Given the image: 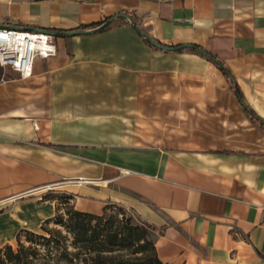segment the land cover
I'll list each match as a JSON object with an SVG mask.
<instances>
[{
  "label": "crops",
  "instance_id": "1",
  "mask_svg": "<svg viewBox=\"0 0 264 264\" xmlns=\"http://www.w3.org/2000/svg\"><path fill=\"white\" fill-rule=\"evenodd\" d=\"M117 12L216 56L264 120V0H0V27L92 28ZM55 38L31 76L0 79V197L51 187L83 211L120 202L155 227L162 261L264 264V127L216 62L156 48L122 17ZM55 213L53 199H17L0 247Z\"/></svg>",
  "mask_w": 264,
  "mask_h": 264
},
{
  "label": "trees",
  "instance_id": "2",
  "mask_svg": "<svg viewBox=\"0 0 264 264\" xmlns=\"http://www.w3.org/2000/svg\"><path fill=\"white\" fill-rule=\"evenodd\" d=\"M128 14L141 24L138 16ZM100 23L93 22L81 27H96ZM197 47L194 44L190 50L199 52ZM216 64L231 82L245 113L264 127V120L246 103L236 83H232L230 71L220 60ZM67 195L65 199L73 202V196ZM43 196L56 202V213L44 219L37 231L19 230L15 245L6 243L1 246L0 264H169L157 255L151 238L155 227L139 215L135 214L134 222H130L132 217L123 219L118 217V212L107 213L109 205H113L112 201H107L100 213L74 207L60 212L62 202L57 196L52 193ZM51 222L55 226L49 227Z\"/></svg>",
  "mask_w": 264,
  "mask_h": 264
},
{
  "label": "built area",
  "instance_id": "3",
  "mask_svg": "<svg viewBox=\"0 0 264 264\" xmlns=\"http://www.w3.org/2000/svg\"><path fill=\"white\" fill-rule=\"evenodd\" d=\"M54 39L39 30L0 27V79L5 76L6 69L20 78L31 76L37 57L47 58L56 53Z\"/></svg>",
  "mask_w": 264,
  "mask_h": 264
},
{
  "label": "rangeland",
  "instance_id": "4",
  "mask_svg": "<svg viewBox=\"0 0 264 264\" xmlns=\"http://www.w3.org/2000/svg\"><path fill=\"white\" fill-rule=\"evenodd\" d=\"M55 43H56V38L54 39ZM5 76H18L14 71L10 70V69H6L4 72ZM40 188V187H39ZM37 188L34 187L32 189V191H24V192H20V193H15L13 195H9V196H5V197H0V211H3L5 209H8L9 207H11L15 201L21 197L27 196V197H42L44 198V194L48 193V191H50L49 189L51 187H44V188ZM55 188V187H54ZM53 189V188H52ZM57 189L59 192H54L52 193V195L57 196L58 200L61 201L62 203L59 205V207L61 208L60 212H64L67 210V208L69 207H74L75 205L71 200H66L65 196L67 195V192L61 190V188H55ZM113 205H109V208L107 209V213H111L113 211L118 212V217L119 218H123V219H128L130 217L131 220L130 222H134V218H135V212L133 211V209L131 207H129L128 205L122 204L120 202H116V201H112ZM55 226L52 222L49 223V227ZM154 233H151V238L153 237ZM12 244L15 245V241H12Z\"/></svg>",
  "mask_w": 264,
  "mask_h": 264
},
{
  "label": "water",
  "instance_id": "5",
  "mask_svg": "<svg viewBox=\"0 0 264 264\" xmlns=\"http://www.w3.org/2000/svg\"><path fill=\"white\" fill-rule=\"evenodd\" d=\"M120 17L126 18L131 23V25L133 26L135 31L145 41H147L149 44H151L152 46H154L156 48L163 49V50H179V49H183V48H192L193 47V45L190 43H183L180 45H166V44H162V43L156 41L148 33L143 31L141 26L138 24V22L131 15H129L128 13H125V12L114 13L109 18H107L104 22H102L98 26L92 27V28H75V29H68V30H55V29H51V28H41V29H37V30L48 33V34L52 35L53 37H66V36H71V35L80 34V33H92V32H96L98 30L103 29L105 26L109 25L114 19L120 18ZM197 50L201 54L211 58L213 61L218 62L217 58L211 56V54L208 53L203 48L197 47ZM0 73H1V70H0ZM230 79H231L232 83H235V79L233 76H230Z\"/></svg>",
  "mask_w": 264,
  "mask_h": 264
}]
</instances>
